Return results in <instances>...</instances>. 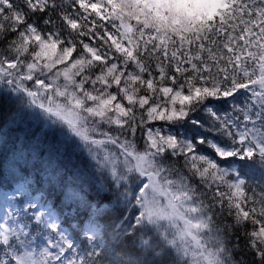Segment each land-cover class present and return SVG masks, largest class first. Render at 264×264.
<instances>
[{
	"label": "snow or ice",
	"instance_id": "obj_1",
	"mask_svg": "<svg viewBox=\"0 0 264 264\" xmlns=\"http://www.w3.org/2000/svg\"><path fill=\"white\" fill-rule=\"evenodd\" d=\"M212 3L0 0V264H264V0Z\"/></svg>",
	"mask_w": 264,
	"mask_h": 264
},
{
	"label": "rangeland",
	"instance_id": "obj_2",
	"mask_svg": "<svg viewBox=\"0 0 264 264\" xmlns=\"http://www.w3.org/2000/svg\"><path fill=\"white\" fill-rule=\"evenodd\" d=\"M167 5L168 10L175 17V24L185 23V20L183 19H185L186 16H194L202 10H208L210 14L211 11L214 10L212 0H167ZM135 151L141 152L137 146L135 147ZM163 188L167 194V186L164 185ZM154 206L165 212L168 210V204L161 199V195L159 193L154 200Z\"/></svg>",
	"mask_w": 264,
	"mask_h": 264
},
{
	"label": "trees",
	"instance_id": "obj_3",
	"mask_svg": "<svg viewBox=\"0 0 264 264\" xmlns=\"http://www.w3.org/2000/svg\"><path fill=\"white\" fill-rule=\"evenodd\" d=\"M211 14L209 13L208 10H202L200 13H196L194 16H186L185 19V24H187L188 26L191 27H195L196 24L200 23L203 21V19L205 18V16H210ZM182 20V21H183ZM137 147L140 149L142 153L144 151V149L142 147H140L139 145H137Z\"/></svg>",
	"mask_w": 264,
	"mask_h": 264
}]
</instances>
